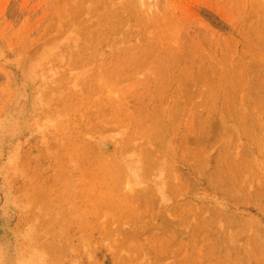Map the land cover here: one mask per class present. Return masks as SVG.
<instances>
[{"label": "rangeland", "instance_id": "obj_1", "mask_svg": "<svg viewBox=\"0 0 264 264\" xmlns=\"http://www.w3.org/2000/svg\"><path fill=\"white\" fill-rule=\"evenodd\" d=\"M0 264H264V0H0Z\"/></svg>", "mask_w": 264, "mask_h": 264}, {"label": "bare ground", "instance_id": "obj_2", "mask_svg": "<svg viewBox=\"0 0 264 264\" xmlns=\"http://www.w3.org/2000/svg\"><path fill=\"white\" fill-rule=\"evenodd\" d=\"M147 157H149V156H147ZM116 158V157H115ZM113 161V160H112ZM156 161V160H155ZM157 163V162H156ZM151 164H152V162H151ZM155 164V163H154ZM154 164H152V165H154ZM158 164V163H157ZM159 165V164H158ZM150 167V166H149ZM152 167V166H151ZM156 167H157V165H156ZM150 169V168H149ZM108 173H110V172H108ZM148 173V172H147ZM109 188V187H108ZM123 209V208H122Z\"/></svg>", "mask_w": 264, "mask_h": 264}]
</instances>
